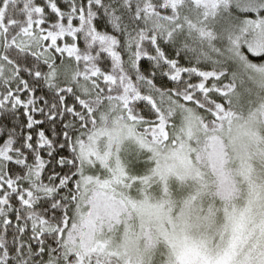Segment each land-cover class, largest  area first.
<instances>
[{
  "label": "snow or ice",
  "instance_id": "snow-or-ice-1",
  "mask_svg": "<svg viewBox=\"0 0 264 264\" xmlns=\"http://www.w3.org/2000/svg\"><path fill=\"white\" fill-rule=\"evenodd\" d=\"M0 264H264V0H0Z\"/></svg>",
  "mask_w": 264,
  "mask_h": 264
}]
</instances>
